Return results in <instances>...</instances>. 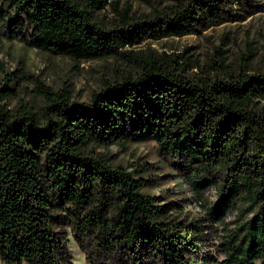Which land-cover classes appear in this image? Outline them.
Returning <instances> with one entry per match:
<instances>
[{
    "label": "trees",
    "instance_id": "obj_1",
    "mask_svg": "<svg viewBox=\"0 0 264 264\" xmlns=\"http://www.w3.org/2000/svg\"><path fill=\"white\" fill-rule=\"evenodd\" d=\"M227 0H176L140 16L127 8L109 26L95 12L106 0H0V31L28 46L77 61L116 55L131 70L105 79L89 102L72 98L26 69L40 110L5 101L0 87V258L6 264H64L72 224L122 264H207L203 243L215 232L216 261L264 264V68L224 59L205 75L187 72L180 53L123 49L221 23ZM7 64L0 59V72ZM213 74V75H212ZM19 78V77H18ZM9 80V82H8ZM129 136L153 137L196 193L213 186L206 216L182 219L122 164L89 149ZM233 217L230 218V215Z\"/></svg>",
    "mask_w": 264,
    "mask_h": 264
},
{
    "label": "rangeland",
    "instance_id": "obj_2",
    "mask_svg": "<svg viewBox=\"0 0 264 264\" xmlns=\"http://www.w3.org/2000/svg\"><path fill=\"white\" fill-rule=\"evenodd\" d=\"M175 1L106 0L105 6L95 14L107 25L114 26L120 19L115 8L119 11L127 8L130 14L140 16L154 8L162 10L172 6ZM219 14L224 19L219 24L181 36L158 39L147 37L123 49L183 54L187 57V72L190 75L207 74L211 66L216 65L214 60L220 58L224 59L229 69H236L246 61H250V72L264 68V0H227ZM0 59L7 64L5 72H0V87L6 86V77L10 73L17 77L8 85L13 89L12 95L5 98L12 109L28 104L34 110H40L44 103L43 98L33 91V79L20 77L23 69L55 89L67 88L73 99L89 102L92 93L101 89L105 79L120 77L132 67L126 58L116 55L77 61L71 56L28 46L19 39H9L2 30ZM89 149L104 155L113 163L122 164L136 177L147 181V185L142 188L143 192L176 206V213L182 219L194 221L198 217H205L207 204L217 199L216 188L213 186L196 193L186 172L176 166L153 137L139 139L129 136L125 143L115 139L103 147L93 145ZM232 217L233 214L230 215ZM60 230L67 247L64 264H122L92 239L84 237L79 241L72 224L60 225ZM214 236L212 229L204 234L203 243L213 255L207 264H221L215 260L222 256L216 254L217 241ZM0 264H6L2 258Z\"/></svg>",
    "mask_w": 264,
    "mask_h": 264
}]
</instances>
